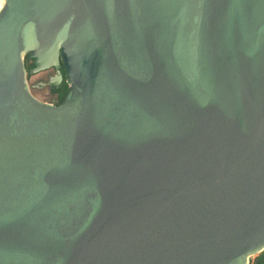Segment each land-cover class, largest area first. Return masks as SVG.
<instances>
[{
	"label": "water",
	"instance_id": "95a60500",
	"mask_svg": "<svg viewBox=\"0 0 264 264\" xmlns=\"http://www.w3.org/2000/svg\"><path fill=\"white\" fill-rule=\"evenodd\" d=\"M263 253L264 0H0V264Z\"/></svg>",
	"mask_w": 264,
	"mask_h": 264
},
{
	"label": "flooded vegetation",
	"instance_id": "af4514ba",
	"mask_svg": "<svg viewBox=\"0 0 264 264\" xmlns=\"http://www.w3.org/2000/svg\"><path fill=\"white\" fill-rule=\"evenodd\" d=\"M30 56V55H29ZM29 58V57H28ZM29 64L30 65H34V61L31 60L29 58ZM35 67V65L31 68V69H27L28 70V78L32 77V75H29L30 71ZM65 68L63 67V65H60L59 68L57 67H51L50 69L46 70V71H42V72H50V74L47 76V82L38 85V86H32V88L36 91H42L44 89V87H47L49 90V95L51 96V102L52 104L55 105H60V101L58 99V95L57 94H53L52 91L54 90H59L62 87V84L64 82L65 76H66V72ZM40 72V73H42ZM39 73V74H40Z\"/></svg>",
	"mask_w": 264,
	"mask_h": 264
},
{
	"label": "rangeland",
	"instance_id": "374dc122",
	"mask_svg": "<svg viewBox=\"0 0 264 264\" xmlns=\"http://www.w3.org/2000/svg\"><path fill=\"white\" fill-rule=\"evenodd\" d=\"M50 74V72H42L40 74H37V75H34L30 78H28V82H29V85L31 87V90H32V93L38 98L40 99L41 101H44V102H51V96L49 95V90L47 87H44V89L42 91H36L32 88V86H38V85H41L43 84L44 82L46 83L48 80H47V76ZM260 255H256L254 257V260L256 262L257 258L259 257Z\"/></svg>",
	"mask_w": 264,
	"mask_h": 264
},
{
	"label": "trees",
	"instance_id": "16d2710c",
	"mask_svg": "<svg viewBox=\"0 0 264 264\" xmlns=\"http://www.w3.org/2000/svg\"><path fill=\"white\" fill-rule=\"evenodd\" d=\"M29 55L27 56V58H26V68L29 70V69H31L34 65H30L29 64ZM65 72V71H64ZM69 92V86H68V84H67V80H66V76H65V79H64V82H63V84H62V87L59 89V90H54V91H52V93L55 95V94H57L58 95V99H59V101H60V104L61 103H63V101H64V99H65V97H66V95H67V93ZM255 264H264V253L263 254H261L258 258H257V260H256V262H255Z\"/></svg>",
	"mask_w": 264,
	"mask_h": 264
},
{
	"label": "built area",
	"instance_id": "2783aa9c",
	"mask_svg": "<svg viewBox=\"0 0 264 264\" xmlns=\"http://www.w3.org/2000/svg\"><path fill=\"white\" fill-rule=\"evenodd\" d=\"M248 264H255L254 257H251V258L248 260Z\"/></svg>",
	"mask_w": 264,
	"mask_h": 264
},
{
	"label": "bare ground",
	"instance_id": "6f19581e",
	"mask_svg": "<svg viewBox=\"0 0 264 264\" xmlns=\"http://www.w3.org/2000/svg\"><path fill=\"white\" fill-rule=\"evenodd\" d=\"M255 257V256H254Z\"/></svg>",
	"mask_w": 264,
	"mask_h": 264
}]
</instances>
